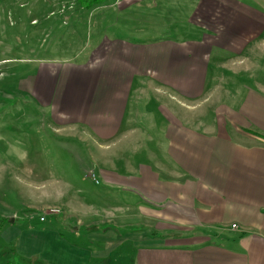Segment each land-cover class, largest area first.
<instances>
[{
    "label": "crops",
    "instance_id": "crops-1",
    "mask_svg": "<svg viewBox=\"0 0 264 264\" xmlns=\"http://www.w3.org/2000/svg\"><path fill=\"white\" fill-rule=\"evenodd\" d=\"M109 1L101 32L123 10L140 6L157 17L179 9L169 0ZM247 8L233 0H197L183 29L195 37L104 40L82 61L81 73L58 76L64 84L47 102L52 73L38 72L31 97L55 130L78 131L99 147L116 141L130 147L133 163L124 171L107 157L89 163L95 182L103 181L102 195H130V203L117 204L133 220H119L121 232L100 229L112 220L110 208L108 220L81 233L90 218L62 204L66 216L54 218V228L19 231L9 220L0 231L12 230L17 241L37 233L31 245L37 264H264V16ZM154 16L148 24L164 31ZM236 60L247 71L220 68ZM217 92L227 101L214 103L207 119L181 117L162 98H147L160 95L189 113ZM138 143L151 152L146 160L135 161Z\"/></svg>",
    "mask_w": 264,
    "mask_h": 264
},
{
    "label": "rangeland",
    "instance_id": "rangeland-1",
    "mask_svg": "<svg viewBox=\"0 0 264 264\" xmlns=\"http://www.w3.org/2000/svg\"><path fill=\"white\" fill-rule=\"evenodd\" d=\"M89 1L92 2L87 4ZM169 1L179 8L174 9L170 16L158 14L155 17L139 6L135 10L121 11L115 23H105L101 32L98 21L100 17H107L105 10L113 4L109 0H0V223L12 220L18 225L12 227L19 231L27 227L34 230L40 226L53 227L54 218L66 216L62 204L77 207L80 214L76 216L82 220L90 218L78 227L81 233L86 232V225L96 226L108 220L104 214L110 208L112 220L106 226H99L100 229L106 227L107 232H119L121 226L116 224L119 220L124 223L133 220L127 213L129 210L118 209L122 204H117L120 201L130 203V195L114 190L109 195H102L105 191L103 181L95 182L89 163L95 159L100 165L99 157H107L109 164L112 161L113 166L124 171L128 164L133 163L130 147L122 141L99 147L82 141L84 135L78 131L69 134L55 130L38 110L29 87L38 78V72L50 68L52 77L45 101L56 98L64 84L58 76L64 78L74 72L81 73L82 61L95 51L99 43L113 37L132 43L165 36L171 39L195 37L194 34L183 33V29L189 28L187 14L197 0ZM233 1L241 8L250 7L264 16V0ZM148 3H153V0ZM151 16H154V23L158 18V25L166 29L163 31L149 25ZM235 62L231 66L225 61L220 68L225 71L229 68L235 73L247 71V64ZM214 70L216 66L212 63L210 73ZM222 80L220 84L225 82ZM219 92L208 104L189 113L179 110L173 102L160 95L150 93L147 98L154 99V102L157 99L161 102L159 98H162L164 105L181 117L202 115L207 119V111L212 110L214 103L227 101V97ZM140 148H143L140 143L134 148L135 161L146 160L151 154ZM131 206L133 204H129ZM113 209L119 211L115 218ZM119 214L122 219L118 218ZM41 217L44 222L48 218V222L39 224L37 220ZM11 232L10 229L0 231V264H37L31 256V245L37 233L29 232L17 241L11 237ZM85 236L81 235L82 239ZM95 241L99 244L100 240ZM111 259L114 258L111 256Z\"/></svg>",
    "mask_w": 264,
    "mask_h": 264
},
{
    "label": "built area",
    "instance_id": "built-area-1",
    "mask_svg": "<svg viewBox=\"0 0 264 264\" xmlns=\"http://www.w3.org/2000/svg\"><path fill=\"white\" fill-rule=\"evenodd\" d=\"M39 222H44V218H42V217L39 218ZM232 228H233V229H236V226L233 225Z\"/></svg>",
    "mask_w": 264,
    "mask_h": 264
},
{
    "label": "trees",
    "instance_id": "trees-1",
    "mask_svg": "<svg viewBox=\"0 0 264 264\" xmlns=\"http://www.w3.org/2000/svg\"><path fill=\"white\" fill-rule=\"evenodd\" d=\"M91 2H92V1H89V2H87V4H90ZM7 222H8V220H6V221H5V220H2V221H1V224H2V223H3V224H4V223H7Z\"/></svg>",
    "mask_w": 264,
    "mask_h": 264
},
{
    "label": "water",
    "instance_id": "water-1",
    "mask_svg": "<svg viewBox=\"0 0 264 264\" xmlns=\"http://www.w3.org/2000/svg\"><path fill=\"white\" fill-rule=\"evenodd\" d=\"M12 221V220H11Z\"/></svg>",
    "mask_w": 264,
    "mask_h": 264
}]
</instances>
